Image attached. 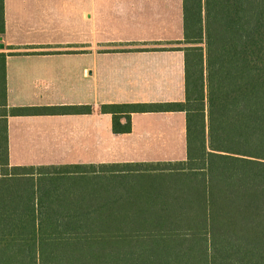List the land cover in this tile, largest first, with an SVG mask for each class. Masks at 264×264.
Masks as SVG:
<instances>
[{"label": "trees", "instance_id": "trees-1", "mask_svg": "<svg viewBox=\"0 0 264 264\" xmlns=\"http://www.w3.org/2000/svg\"><path fill=\"white\" fill-rule=\"evenodd\" d=\"M184 21L185 102L101 106L116 133L184 111L181 161L10 166L7 115L35 109H8L0 53V264H264V0H184Z\"/></svg>", "mask_w": 264, "mask_h": 264}, {"label": "crops", "instance_id": "crops-1", "mask_svg": "<svg viewBox=\"0 0 264 264\" xmlns=\"http://www.w3.org/2000/svg\"><path fill=\"white\" fill-rule=\"evenodd\" d=\"M4 7L7 107L35 109L7 115L10 166L187 159L184 111L135 112L131 131L116 133L113 115L101 110L185 102L184 0H4ZM88 105L89 113L62 110ZM178 142L186 143L182 158L173 151Z\"/></svg>", "mask_w": 264, "mask_h": 264}, {"label": "rangeland", "instance_id": "rangeland-1", "mask_svg": "<svg viewBox=\"0 0 264 264\" xmlns=\"http://www.w3.org/2000/svg\"><path fill=\"white\" fill-rule=\"evenodd\" d=\"M204 46V45H203ZM176 145H174V150L176 153H177V158H182L184 156H186V143H183L182 142V147L179 146V142L178 143H175ZM163 165H156V166H128L126 167V170H129V169H154V168H160L162 167ZM68 166H61V168H59V171H64V169H67ZM55 169L54 168H45L43 169L42 171H54ZM98 170H104L103 168H99ZM124 170V169H123ZM127 177H125L126 179ZM129 179V178H128ZM135 179V178H134ZM112 180H115V178H113Z\"/></svg>", "mask_w": 264, "mask_h": 264}, {"label": "water", "instance_id": "water-1", "mask_svg": "<svg viewBox=\"0 0 264 264\" xmlns=\"http://www.w3.org/2000/svg\"><path fill=\"white\" fill-rule=\"evenodd\" d=\"M1 47H3V45L1 44Z\"/></svg>", "mask_w": 264, "mask_h": 264}]
</instances>
